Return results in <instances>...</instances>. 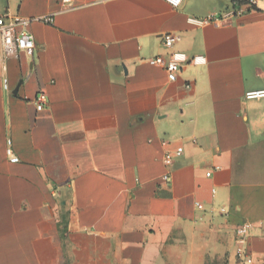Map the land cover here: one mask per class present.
Segmentation results:
<instances>
[{
  "label": "crops",
  "instance_id": "1",
  "mask_svg": "<svg viewBox=\"0 0 264 264\" xmlns=\"http://www.w3.org/2000/svg\"><path fill=\"white\" fill-rule=\"evenodd\" d=\"M234 3L0 0L37 45L0 47V264H244V222L264 264V99L246 98L264 89V1ZM172 52L176 82L149 63Z\"/></svg>",
  "mask_w": 264,
  "mask_h": 264
},
{
  "label": "built area",
  "instance_id": "2",
  "mask_svg": "<svg viewBox=\"0 0 264 264\" xmlns=\"http://www.w3.org/2000/svg\"><path fill=\"white\" fill-rule=\"evenodd\" d=\"M105 1V0H104ZM169 3L173 8H179L184 0H164ZM260 1L264 0H235L234 9L232 14H242L249 8H254ZM230 14H226L227 19ZM222 20L215 19L213 15L207 17L201 23L209 22H223ZM41 21L51 24L53 23V17H47L41 19ZM33 20L22 19L20 17L11 18L7 15L0 16V47L5 55H11L14 53H24L30 57H33L37 45L33 34L29 31V27ZM180 40V36L176 34H165L162 37L164 46L167 49H172L174 45ZM188 61L186 54L182 52H172L168 58L164 56H157L149 59V63L153 66L161 67L166 70L168 79L171 82H176L179 79V75L182 69V64ZM204 57H194L193 64L204 63ZM246 98L250 100L264 99V89L249 91L246 93ZM38 111L46 109L48 106V96L46 92L41 91L37 95L34 101ZM182 149H179L178 153L181 154ZM6 153L11 163H19L20 159L15 154L13 149L12 140L7 141ZM165 167L170 169L174 164V159L171 155H167L164 160ZM165 181L170 180V174L167 173L164 176ZM197 207L202 209L203 206L197 203ZM253 229L252 223L244 222L238 225L236 229V258L244 264H254L253 254L248 249V238Z\"/></svg>",
  "mask_w": 264,
  "mask_h": 264
}]
</instances>
